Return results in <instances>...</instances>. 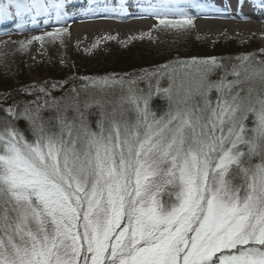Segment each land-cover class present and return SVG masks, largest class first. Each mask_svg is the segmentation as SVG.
I'll use <instances>...</instances> for the list:
<instances>
[{
  "label": "snow or ice",
  "instance_id": "snow-or-ice-1",
  "mask_svg": "<svg viewBox=\"0 0 264 264\" xmlns=\"http://www.w3.org/2000/svg\"><path fill=\"white\" fill-rule=\"evenodd\" d=\"M134 2L163 63L3 95L0 264H264V48L181 56L205 5ZM76 3L0 0V21L45 17L57 26L20 46L54 41Z\"/></svg>",
  "mask_w": 264,
  "mask_h": 264
},
{
  "label": "rangeland",
  "instance_id": "rangeland-1",
  "mask_svg": "<svg viewBox=\"0 0 264 264\" xmlns=\"http://www.w3.org/2000/svg\"><path fill=\"white\" fill-rule=\"evenodd\" d=\"M195 23L196 27L187 43L176 45L180 49L181 56H227L235 55L238 51L240 53L256 52L264 48V38L261 36H258L260 37L258 40L241 39L236 35L226 38L224 34L217 38H208L197 30L198 18ZM54 27L56 26L17 28L0 35V102H3L2 98L6 93H10L17 99H30L31 97L27 94L17 96L16 93L23 86L33 83L63 80L73 74L76 76L122 74L161 64L165 61L164 58H167L158 55V44L147 35L148 33L137 34L134 39L126 42L114 38L110 42L101 43L100 47L72 46L73 27H68L70 34L64 35L62 39L53 41L45 38L43 42L25 43V47L21 48L20 42H26L33 36L52 31ZM159 35L155 30L151 31V37ZM4 42H8L6 47ZM76 66H79L80 74L73 72Z\"/></svg>",
  "mask_w": 264,
  "mask_h": 264
},
{
  "label": "bare ground",
  "instance_id": "bare-ground-1",
  "mask_svg": "<svg viewBox=\"0 0 264 264\" xmlns=\"http://www.w3.org/2000/svg\"><path fill=\"white\" fill-rule=\"evenodd\" d=\"M205 5V11L198 18L197 30L208 38H217L224 34L226 38L236 35L241 39L258 40L264 38V9L253 6L251 0L240 5L238 0H197ZM90 0H77L75 11L69 7V13L74 15L65 27L72 28V46L100 47L103 42L114 38L120 41L134 39L137 34H147L155 22L136 7L134 0H127L130 16H115L110 19H100L88 14ZM209 5L214 8L209 9ZM195 15V10H193ZM45 17H37L35 24H46ZM31 21L32 20H27ZM26 21V22H27ZM17 21H0V31ZM6 30V29H5ZM166 59V58H164ZM103 76V75H102Z\"/></svg>",
  "mask_w": 264,
  "mask_h": 264
},
{
  "label": "trees",
  "instance_id": "trees-1",
  "mask_svg": "<svg viewBox=\"0 0 264 264\" xmlns=\"http://www.w3.org/2000/svg\"><path fill=\"white\" fill-rule=\"evenodd\" d=\"M195 43V42H194ZM235 54H240V52L238 51V52H236ZM95 68H96V66H95ZM69 70V69H68ZM79 66H76V70L75 71H73V72H75V73H77V74H80L79 73ZM93 71H95V70H93ZM85 73V72H84ZM94 76V75H93ZM99 76H101V75H99ZM14 79V78H13Z\"/></svg>",
  "mask_w": 264,
  "mask_h": 264
}]
</instances>
